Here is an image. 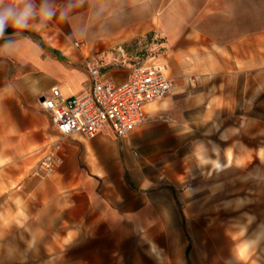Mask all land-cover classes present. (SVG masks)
I'll use <instances>...</instances> for the list:
<instances>
[{
	"label": "crops",
	"instance_id": "1",
	"mask_svg": "<svg viewBox=\"0 0 264 264\" xmlns=\"http://www.w3.org/2000/svg\"><path fill=\"white\" fill-rule=\"evenodd\" d=\"M32 2L54 15L37 14L0 38V72L12 76L0 83V172H15L25 225L49 237L33 250L58 252L55 264H195L180 197L162 181L175 179L170 165L181 148L171 141L183 132L158 115L226 121L240 86L264 69V0ZM147 36L161 53L145 64L172 79L171 94L150 104L147 122L127 138L110 129L62 138L41 98L54 87L66 96L87 92L88 58L104 79L124 81L135 65L114 63L113 50L125 46L138 59ZM56 142L62 165L50 178L33 176ZM203 264H211L209 248Z\"/></svg>",
	"mask_w": 264,
	"mask_h": 264
},
{
	"label": "rangeland",
	"instance_id": "2",
	"mask_svg": "<svg viewBox=\"0 0 264 264\" xmlns=\"http://www.w3.org/2000/svg\"><path fill=\"white\" fill-rule=\"evenodd\" d=\"M152 38H144L138 59L123 46L113 50V62L148 63L161 53L160 47L151 49ZM10 77L0 72V83ZM188 84L193 89L196 82L189 78ZM240 88L231 111L221 116L226 121L181 123L178 114L172 120L158 115L172 122V131L183 132L171 141L181 148L170 165L175 179L162 181L180 197L195 264H203L208 248L211 264H264V69ZM14 173L0 172V264H49L48 255L55 264L58 252L33 250L49 237L25 225Z\"/></svg>",
	"mask_w": 264,
	"mask_h": 264
},
{
	"label": "built area",
	"instance_id": "3",
	"mask_svg": "<svg viewBox=\"0 0 264 264\" xmlns=\"http://www.w3.org/2000/svg\"><path fill=\"white\" fill-rule=\"evenodd\" d=\"M85 65L92 79L87 92L66 96L54 87L50 95L40 100L41 108L51 115L62 138L82 134L93 139L107 129L119 138H127L149 119L147 107L174 89L172 79L158 66L135 65L124 81L116 82L103 78L98 60L88 58ZM61 151L62 144L53 143L33 170V176L52 177L63 163Z\"/></svg>",
	"mask_w": 264,
	"mask_h": 264
},
{
	"label": "clouds",
	"instance_id": "4",
	"mask_svg": "<svg viewBox=\"0 0 264 264\" xmlns=\"http://www.w3.org/2000/svg\"><path fill=\"white\" fill-rule=\"evenodd\" d=\"M37 14L51 18L54 12L46 4L37 10L32 0H0V38L9 27L26 29Z\"/></svg>",
	"mask_w": 264,
	"mask_h": 264
},
{
	"label": "trees",
	"instance_id": "5",
	"mask_svg": "<svg viewBox=\"0 0 264 264\" xmlns=\"http://www.w3.org/2000/svg\"><path fill=\"white\" fill-rule=\"evenodd\" d=\"M17 30H13V29H7L6 31H5V34L4 35H10V34H13V33H15Z\"/></svg>",
	"mask_w": 264,
	"mask_h": 264
}]
</instances>
